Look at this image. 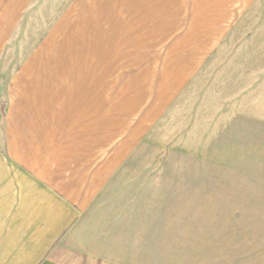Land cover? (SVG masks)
Returning a JSON list of instances; mask_svg holds the SVG:
<instances>
[{"label":"crops","instance_id":"1","mask_svg":"<svg viewBox=\"0 0 264 264\" xmlns=\"http://www.w3.org/2000/svg\"><path fill=\"white\" fill-rule=\"evenodd\" d=\"M258 1L0 0V264H124L119 234L174 233L172 161L221 134L206 78Z\"/></svg>","mask_w":264,"mask_h":264},{"label":"rangeland","instance_id":"2","mask_svg":"<svg viewBox=\"0 0 264 264\" xmlns=\"http://www.w3.org/2000/svg\"><path fill=\"white\" fill-rule=\"evenodd\" d=\"M213 65L207 115L221 134L202 157H174L190 170L189 189L173 191L174 233L119 234L124 264H264V0L240 14Z\"/></svg>","mask_w":264,"mask_h":264}]
</instances>
